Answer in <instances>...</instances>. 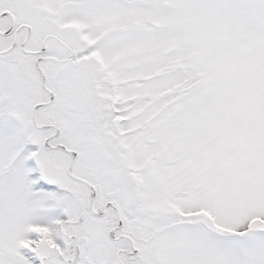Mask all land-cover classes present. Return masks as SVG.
Instances as JSON below:
<instances>
[{
	"label": "snow or ice",
	"instance_id": "6c2138e0",
	"mask_svg": "<svg viewBox=\"0 0 264 264\" xmlns=\"http://www.w3.org/2000/svg\"><path fill=\"white\" fill-rule=\"evenodd\" d=\"M0 264H264V0H0Z\"/></svg>",
	"mask_w": 264,
	"mask_h": 264
}]
</instances>
